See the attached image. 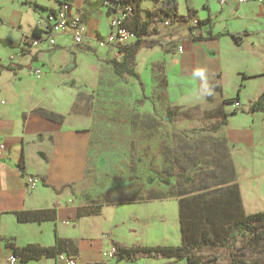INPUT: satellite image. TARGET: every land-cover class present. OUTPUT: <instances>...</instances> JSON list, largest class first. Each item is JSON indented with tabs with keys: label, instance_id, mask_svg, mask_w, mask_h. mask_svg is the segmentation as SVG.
<instances>
[{
	"label": "crops",
	"instance_id": "crops-1",
	"mask_svg": "<svg viewBox=\"0 0 264 264\" xmlns=\"http://www.w3.org/2000/svg\"><path fill=\"white\" fill-rule=\"evenodd\" d=\"M150 2L143 0L141 7L147 9ZM54 3L56 0L48 4L42 0H0V64L12 67L0 71V143L5 146L0 156V264H47L48 260L52 264H62L56 257L9 260L14 254L8 242L14 246L27 243L48 246L54 243L56 230L59 236L73 242L76 251L70 255L78 264L104 263L109 259L103 253L110 251V239H121L114 230L118 225L115 220L107 223L108 230L100 228L99 219L106 221L107 218L99 211L103 205L94 212L90 205L97 202L90 201V210L85 211L70 188L72 178H80L85 168L88 140L83 130L87 123L85 112L83 115L79 112L78 126L74 128L47 118L41 110L67 113L71 106L70 91L56 88L54 80L48 81L45 77L35 83L32 79V69L43 64L49 53L69 54L75 44L69 35L59 34L54 45L41 44L35 49L22 50L24 37L40 25L48 8L55 7ZM201 5L202 10H199L193 0H185V10L178 8L180 14H185L187 7L194 10V21L175 25L171 38L178 39L177 43L169 45L166 41L138 48L130 60L138 78L126 77L130 90L136 94V99L140 98L143 95L140 80L144 86V102L145 99L147 103L164 101L169 106L193 97L202 106L207 104L203 107L205 114L220 107L231 112L238 102L237 112L228 115V123L219 131L226 142L236 148L253 150V160L264 174V120L261 116L264 110L249 109L251 102L264 92V0H204ZM70 12L82 13L89 36L87 44H96L93 35L105 36L109 32L104 0H74ZM206 17H210V23H194ZM208 29L224 34L210 36ZM151 33L160 35V32ZM235 33L239 37L236 40L231 36ZM146 36L149 34L144 39ZM178 43L183 46L182 52L177 51ZM113 56L121 58V54L114 53L107 60ZM111 68L114 72L112 65ZM199 68L206 70L210 95L205 91L204 82L193 78L194 71ZM27 74L33 77L24 87ZM232 76L235 94L228 95L225 86ZM260 78L262 81L257 82ZM135 82L139 89L134 90ZM248 88L254 91V96L245 105L244 93ZM24 90L28 93L25 97ZM237 96L234 101L223 103L224 99ZM239 113H245L248 120L245 124L233 125L232 116ZM25 174L36 176L39 185L29 188ZM41 208H55V218L21 222L15 216L19 210ZM130 241L123 242L130 244Z\"/></svg>",
	"mask_w": 264,
	"mask_h": 264
},
{
	"label": "rangeland",
	"instance_id": "rangeland-1",
	"mask_svg": "<svg viewBox=\"0 0 264 264\" xmlns=\"http://www.w3.org/2000/svg\"><path fill=\"white\" fill-rule=\"evenodd\" d=\"M51 1L42 0L46 4ZM177 1L178 8L185 10V0ZM203 1L193 0L199 10ZM54 5L50 8L58 7V3ZM152 7L150 2L147 9ZM150 25H154L152 20ZM156 25L160 38L150 33L145 39L157 37L162 43L172 44L176 26L164 27L159 22ZM114 53L117 52L109 47L85 42L73 46L69 54L49 53L43 64L33 68L41 71L40 76L27 74L24 78V87L30 84V77L33 83L45 77L54 80L56 88L70 91L71 106L62 121L65 125L77 127L79 112L82 115L85 112L87 123L83 130L88 136L85 168L80 178H72L70 188L85 211L90 210V201L106 203L99 210L107 216L106 221L99 219L100 228L115 220L118 225L114 230L122 241L180 244L177 195L190 196L206 187H228L232 183L238 186L244 213L264 210V174L253 160L254 151L236 148L226 142L222 132L209 131L218 119L208 117L203 108L207 104L202 106L193 97L169 106L164 101L147 103L146 99V104L137 103L127 78L121 79L112 71L107 57ZM233 85L232 76L225 86L226 94H235ZM135 88L139 89L137 82ZM27 95L24 90L23 96ZM252 96L254 91L248 88L244 93L245 105ZM169 111H173L171 117L167 116ZM261 116L264 120V115ZM247 120L245 113L232 116L233 125L245 124ZM156 195L166 197L132 203L135 198ZM95 231L99 234L97 227ZM215 253L217 264L228 263L227 251L218 248ZM242 258L246 264H264V240L245 249ZM47 264L52 263L48 260ZM101 264H185V261L138 254L134 260L110 257Z\"/></svg>",
	"mask_w": 264,
	"mask_h": 264
},
{
	"label": "trees",
	"instance_id": "trees-1",
	"mask_svg": "<svg viewBox=\"0 0 264 264\" xmlns=\"http://www.w3.org/2000/svg\"><path fill=\"white\" fill-rule=\"evenodd\" d=\"M56 1L59 7L64 4L71 5L74 0ZM142 1L112 0L113 5L111 6L104 0L107 15L112 11L131 8L125 16L124 26L137 36V40L132 46L117 52L121 54V58L113 56L108 59V62L114 68V72L122 79H125L127 76L138 78V74L130 66V60L140 46L152 47L154 45H161V42L155 39L146 41L144 36L151 32L159 33L160 31L156 24L158 22L161 23L164 16L170 19L171 25L190 24L191 21H194V10L187 7L186 13L180 14L177 0H150L153 3V7L150 9H143L141 7ZM55 10L56 8H49V11ZM151 20L154 23L152 27L150 25ZM210 20V17H206L204 19H196L194 23L204 25L210 23ZM40 32V28L36 26L33 28L31 36L37 37ZM207 34L214 36L224 34V32L212 33L208 29ZM231 36L234 40L239 38L236 33ZM1 69L11 70L12 67L0 64V71ZM139 84L143 95L142 98L136 100L139 104H142L145 97L144 86L140 80ZM236 98L238 96L224 99L223 103L232 102ZM249 109L251 111L264 110V92L251 102ZM236 112V108L231 112H227L223 107H220L206 113L208 117H217L218 119L208 130L211 132L219 131L222 126L228 123V115ZM41 113L56 122H62L64 119L62 114L52 110H41ZM172 115L173 111H169L167 116L171 117ZM164 182L168 184L167 180H164ZM177 196V217L182 239L180 244L144 245L135 242L127 244L111 238L112 257L116 260H134L138 254H145L153 257H173L175 260H184L185 264H217L218 255H216L215 251L218 248H223L229 254L227 264H246L242 258L244 250L252 244L264 240V210L244 213L236 183H232L228 187H206L197 194L190 196ZM165 197L166 195L145 196L135 198L133 201ZM104 204L103 201H100L95 205H90L91 210L95 212ZM15 216L21 222L42 221L55 218L56 211L55 208L26 209L16 211ZM8 245L12 247L13 254L21 261L38 260L42 257L55 258L62 252L71 254L76 251L73 242L68 238L59 236L57 230L52 245L27 243L23 246H14L9 242Z\"/></svg>",
	"mask_w": 264,
	"mask_h": 264
},
{
	"label": "built area",
	"instance_id": "built-area-1",
	"mask_svg": "<svg viewBox=\"0 0 264 264\" xmlns=\"http://www.w3.org/2000/svg\"><path fill=\"white\" fill-rule=\"evenodd\" d=\"M223 2L224 0H220ZM240 2L246 0H239ZM108 4L113 5L112 0H106ZM127 10H117L112 11L109 17V32L105 36H100L98 34L93 35V40L95 43L102 47H109L113 51H121L134 44L137 40V36L124 26L125 16ZM161 24L163 26H172L170 19L168 17H163ZM41 32L39 36L33 37L31 35L24 37L22 40V47L24 49H35L41 44L54 45L56 43V36L59 34L69 35L72 39L73 44L80 45L88 39L87 25L82 17L81 12H70V5L64 4L56 8L55 11H48L47 15L44 17L43 21L40 22L38 26ZM178 39H174L171 43H177ZM160 42V41H159ZM162 43V42H161ZM177 51L182 52L183 46L178 43ZM39 69H32V74L35 77L40 76ZM235 108L239 106L238 102L234 103ZM5 146L0 143V156L4 153ZM26 185L33 189L39 185V179L32 174H25L24 176ZM113 248L109 252H104L103 256L105 258L112 257ZM62 264H78L75 257L65 252L58 254L56 257ZM10 262H15L18 257L11 255L9 258Z\"/></svg>",
	"mask_w": 264,
	"mask_h": 264
},
{
	"label": "clouds",
	"instance_id": "clouds-1",
	"mask_svg": "<svg viewBox=\"0 0 264 264\" xmlns=\"http://www.w3.org/2000/svg\"><path fill=\"white\" fill-rule=\"evenodd\" d=\"M193 78H199L202 82H204L205 91L207 94H211V89L207 85V76L206 70L203 68H199L193 73Z\"/></svg>",
	"mask_w": 264,
	"mask_h": 264
}]
</instances>
